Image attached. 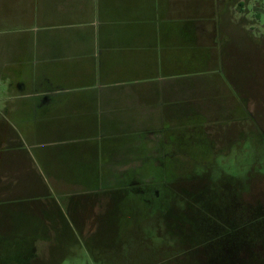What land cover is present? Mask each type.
I'll return each instance as SVG.
<instances>
[{"label": "crops", "instance_id": "obj_1", "mask_svg": "<svg viewBox=\"0 0 264 264\" xmlns=\"http://www.w3.org/2000/svg\"><path fill=\"white\" fill-rule=\"evenodd\" d=\"M243 2L0 0V264H38L40 248L52 264L69 233L106 235L89 240L97 260L158 210L148 169L204 167L243 106L221 82L217 116L203 77Z\"/></svg>", "mask_w": 264, "mask_h": 264}, {"label": "rangeland", "instance_id": "obj_2", "mask_svg": "<svg viewBox=\"0 0 264 264\" xmlns=\"http://www.w3.org/2000/svg\"><path fill=\"white\" fill-rule=\"evenodd\" d=\"M232 12L242 23L226 38L217 72L203 75L212 85L206 104L217 116L225 110L217 95L221 82L227 87L232 82L240 94L242 109H230L225 121L213 122L229 134L204 154V167L175 169L165 163L164 169H148L146 176L164 196L156 199L158 210L148 208L142 224L132 215L108 252L94 260L87 249L90 239L106 243L104 234L69 233L63 247L50 250L52 264H264V0H245ZM222 64L226 73L219 70ZM47 253L38 250V264Z\"/></svg>", "mask_w": 264, "mask_h": 264}]
</instances>
